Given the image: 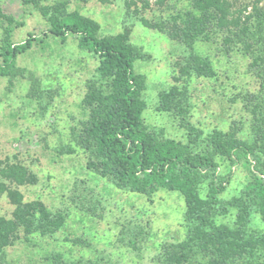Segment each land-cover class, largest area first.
I'll use <instances>...</instances> for the list:
<instances>
[{
    "label": "rangeland",
    "instance_id": "obj_1",
    "mask_svg": "<svg viewBox=\"0 0 264 264\" xmlns=\"http://www.w3.org/2000/svg\"><path fill=\"white\" fill-rule=\"evenodd\" d=\"M146 1L149 8L145 9ZM244 1L253 0H237ZM0 2L7 14L24 21L14 31L16 42L28 32L41 37L47 29L46 19L32 5L21 0ZM57 2H66L68 10L78 9L98 21L103 35L129 30L130 42L143 54L135 61V69L146 78L143 117L150 128L188 140L189 130L181 124V116L162 108L161 93L177 86L186 97L189 122L203 132L200 140L215 128L229 129L234 122L241 127V136L249 134L253 115L244 98L261 88L250 68L251 57L236 50L226 53L223 33L212 41L200 39L190 45L142 22L143 18L171 20L188 7L187 0H168L164 5L158 0H137L131 7L126 0H43ZM136 7L139 12L134 11ZM49 42L37 43L19 55L18 65L26 69L23 77L0 76V160L19 162L33 172L36 183L18 186L25 200L39 199L65 219L52 235L34 234L31 243L9 246L6 258L16 264H46L48 257L61 252L70 259L93 258L106 264H169L166 250L187 238L183 197L167 189L151 198L121 189L88 166V154L77 143L75 130L86 117L83 100L98 59L80 48L73 36L65 43ZM197 54L209 57L215 76L183 71ZM34 82L40 84L38 98L30 95ZM221 171L230 174L231 180L220 196L230 200L243 188L247 171L241 164L229 168L226 162ZM13 209L6 193L0 194V215L9 217ZM236 215L237 210L229 207L215 221L235 226ZM247 225L249 231L264 230V222L255 213ZM76 238L89 246L73 244Z\"/></svg>",
    "mask_w": 264,
    "mask_h": 264
},
{
    "label": "trees",
    "instance_id": "obj_2",
    "mask_svg": "<svg viewBox=\"0 0 264 264\" xmlns=\"http://www.w3.org/2000/svg\"><path fill=\"white\" fill-rule=\"evenodd\" d=\"M136 1L126 0L127 6L136 5ZM167 1L158 3L164 5ZM187 1L188 7L171 20L143 18L142 22L190 45L200 39L212 41L223 33L226 53L236 50L251 57L250 68L260 79L262 89L244 98L253 115L248 135L241 136V127L234 122L229 129L215 128L200 140L203 132L189 122L186 97L177 86L161 93L162 108L181 116V124L189 130L188 140L150 128L143 117L146 78L135 69V61L143 54L130 42L129 30L103 35L98 21L78 9L68 10L66 2L21 0L41 13L47 29L41 37L28 32L20 42L13 36L24 21L7 14L0 2V76L10 80L23 77L26 69L18 65L19 55L37 43L45 46L50 39L65 43L73 36L80 48L98 59L96 74L83 100L86 117L75 130L77 143L88 154V166L121 189L149 198L160 189L178 191L185 201L187 238L166 250L168 263L264 264V230L249 231L247 225L254 213L264 222V0ZM143 8H149L148 1L143 2ZM187 66L183 71L194 69L198 74L216 75L209 57L193 55ZM39 85L34 82L32 97L41 96ZM224 162L229 168L241 164L247 171L243 188L230 200L220 196L231 180L230 174L221 171ZM0 176L4 179L0 194L6 193L14 205L11 216L0 215V264H16L6 258L9 246L31 243L34 234H54L65 216L51 212L39 199L25 200L18 186L37 182L26 166L0 160ZM228 206L237 210L235 226L215 221L217 215L228 211ZM73 244L89 246L82 238H76ZM47 259L46 264H106L93 258L70 259L61 252Z\"/></svg>",
    "mask_w": 264,
    "mask_h": 264
}]
</instances>
